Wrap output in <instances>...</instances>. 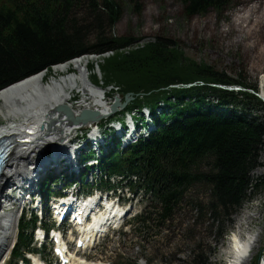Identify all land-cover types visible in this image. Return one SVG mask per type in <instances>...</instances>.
<instances>
[{
	"label": "trees",
	"instance_id": "1",
	"mask_svg": "<svg viewBox=\"0 0 264 264\" xmlns=\"http://www.w3.org/2000/svg\"><path fill=\"white\" fill-rule=\"evenodd\" d=\"M231 1L180 0L187 16L222 10ZM130 2L137 13L143 11L139 2ZM121 4L117 0H0V92L42 72L50 73L57 65L133 43L134 38L115 33ZM178 47L159 37L144 49L106 60L102 79L94 74V84L119 86L124 97L134 94L136 99L126 111L144 106L156 111L161 101L168 108L176 107L174 114L163 113L161 120L156 119L158 129L148 140L126 151H116V146L104 155L99 170L108 177L136 176L139 189L152 194L157 206L138 219L144 228L150 222L171 220L188 192L203 186L209 192L208 202L197 203L195 209L201 220L210 216L213 226L218 224L221 240L234 213L264 191V175L252 178L254 171L264 170L260 161L264 117L253 116L264 102L258 89L246 88L211 66L197 64ZM189 85L194 86L183 87ZM218 86H238L244 91ZM212 97L218 103L206 109ZM21 236L18 258L31 243L26 230ZM263 253L254 264H260ZM190 264H209L201 245H196Z\"/></svg>",
	"mask_w": 264,
	"mask_h": 264
},
{
	"label": "rangeland",
	"instance_id": "2",
	"mask_svg": "<svg viewBox=\"0 0 264 264\" xmlns=\"http://www.w3.org/2000/svg\"><path fill=\"white\" fill-rule=\"evenodd\" d=\"M117 1L122 3V15L115 33L117 37L134 38L137 41L134 51L144 49L146 47L144 42H154L159 37L170 39L176 42L179 51L186 58L194 60L197 64L211 66L216 72L226 74L234 81L242 82L246 88L258 89L259 96L264 92V0H232L222 10L210 9L206 14L197 16H187L180 0H136L143 9L141 13L136 12L130 0ZM117 54L124 55L123 52H117L114 56ZM93 55L98 56L92 58ZM110 57L95 53L82 57L89 61L86 71L92 82L94 74L102 79L103 60L104 58L108 60ZM71 72L76 71L71 70ZM52 74L53 72L49 74L46 81L52 79ZM190 86L183 87L190 88ZM79 90L73 98L75 105L83 99V94H78ZM101 91L111 106L118 105V110L122 111L121 101H117V97H120L124 102L121 96L122 89L119 86L109 87L106 90L101 88ZM247 91L254 93L251 89ZM151 108L155 117V108ZM110 111L112 113V110ZM253 116L264 117V107L260 106ZM159 120L161 118L157 119ZM105 121L106 118L97 125H102ZM1 123L6 124L4 121ZM94 128L96 125L83 126L80 131H91ZM57 133L58 131L55 134ZM74 136L75 134H72L71 137ZM113 145L114 143L110 144L109 148H106L107 151L112 149ZM49 148H52L48 150L50 153L54 152L53 146ZM260 161L264 162V155L261 156ZM263 175L264 170L258 169L254 171L252 178L257 179ZM141 198L143 195L138 197ZM208 198L209 192L203 186L192 188L171 220L165 223L150 222L146 228L140 230L136 221H132L129 232L121 234L120 239L114 237L103 242L93 258L106 264H190L196 245H201L205 256L209 259V264H224L221 251L233 229L234 216L246 211L255 215L251 223V233L257 236L258 243L250 262L254 264L264 250V191L258 193L234 213L231 222L225 225L226 234L221 240L218 236V224L213 226L210 216H205V219L201 220L195 209L197 203H207ZM150 200L147 197L146 202L141 203L142 206L137 212L142 214L145 208L148 209L149 206L152 208L153 203ZM152 211L154 210L151 209ZM16 236H19L18 228L15 238ZM16 243L17 239L11 244L10 250L0 264H13L11 256Z\"/></svg>",
	"mask_w": 264,
	"mask_h": 264
},
{
	"label": "bare ground",
	"instance_id": "3",
	"mask_svg": "<svg viewBox=\"0 0 264 264\" xmlns=\"http://www.w3.org/2000/svg\"><path fill=\"white\" fill-rule=\"evenodd\" d=\"M112 54L106 53L104 57L107 55L110 57ZM88 64L89 61L81 57L53 67L52 79L49 82L46 81L47 74L43 72L0 92V122L6 123L0 124V142L12 140L15 146L0 182V262L17 239L16 213L5 212L2 206V201L7 200L5 192L12 181L33 179L37 173L35 166L48 163L42 160V156L50 146H53L57 157L65 155L66 164L71 163L75 167L74 152L72 149L69 150V145L67 146L65 142L83 126H97L111 114L107 98L101 93L100 88L90 82L86 71ZM71 70L76 72L73 73ZM78 89H80L78 94H83V99L75 105L73 98ZM62 106L69 108L76 117L85 110L94 111L99 116L95 122L71 126L68 117L57 110ZM93 138H96V134ZM37 159L43 163L39 164ZM58 172L61 173L62 170ZM26 192H30V189H26ZM28 196L30 195L24 196L22 203ZM254 219L255 215L246 211L234 216L233 229L221 251L224 264H250L258 243L257 236L251 233V223ZM74 263L80 264L76 259ZM261 264H264V256Z\"/></svg>",
	"mask_w": 264,
	"mask_h": 264
},
{
	"label": "water",
	"instance_id": "4",
	"mask_svg": "<svg viewBox=\"0 0 264 264\" xmlns=\"http://www.w3.org/2000/svg\"><path fill=\"white\" fill-rule=\"evenodd\" d=\"M221 88H225V87H221ZM226 89L231 90V88H226ZM261 98L264 100V97H261ZM134 100H135V99H134V97H133V94H129V95H127L126 98H125V102H124V104H122V108L127 107V105H128L130 102L134 101ZM117 101L120 102V99H117ZM116 107H118V105H115V106L113 107L114 111L117 110ZM57 110H58L60 113H62V114H64L65 116H67V117H68V120H69L72 124H74V125H78V124H87L88 122H92V121L98 119V116H99V114L96 113V112H94V111L85 110V111H83V112L81 113L80 116L76 117V116L74 115V112H72L69 108H67V107H63V106H62V107H59ZM94 122H95V121H94ZM2 143H3V142H1L0 144H2Z\"/></svg>",
	"mask_w": 264,
	"mask_h": 264
}]
</instances>
